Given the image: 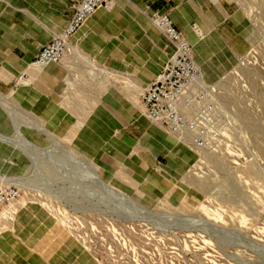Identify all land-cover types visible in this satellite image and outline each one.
Returning a JSON list of instances; mask_svg holds the SVG:
<instances>
[{"label": "rangeland", "instance_id": "rangeland-1", "mask_svg": "<svg viewBox=\"0 0 264 264\" xmlns=\"http://www.w3.org/2000/svg\"><path fill=\"white\" fill-rule=\"evenodd\" d=\"M217 1L232 16L221 32L230 29L243 53L220 41L223 54L237 60L205 80L191 130L156 125L176 140L178 154L187 153L170 167L168 150L158 145L166 155L153 176L163 187L137 174L133 148L142 137L144 93L159 75L144 84L136 68L85 50L76 34L55 75L43 79L50 65H33L4 79L0 194L19 196L0 211V264H264V0ZM191 2L202 13L201 0ZM155 13L143 17L158 29ZM194 30L202 47L206 35ZM118 38L105 46L122 47ZM210 49L206 60L213 59ZM201 68L209 78L217 72L213 64ZM121 103L137 107L136 119L111 121L96 152L81 145L100 109ZM127 137L132 147L118 152Z\"/></svg>", "mask_w": 264, "mask_h": 264}, {"label": "crops", "instance_id": "crops-1", "mask_svg": "<svg viewBox=\"0 0 264 264\" xmlns=\"http://www.w3.org/2000/svg\"><path fill=\"white\" fill-rule=\"evenodd\" d=\"M79 1L81 0H0V85L3 84L4 79L24 71L28 66L38 68L32 63L35 62L43 47L55 37L63 34L74 11L71 6ZM191 1L117 0L113 10L102 9L91 17L74 39H81V46L85 50H97L102 53L104 60L110 58L112 61L122 62L123 65L136 68L144 84L152 83L154 77L163 71L167 57L174 54L176 48L163 37V31L162 33L153 27L143 16L149 18V15L155 12L169 14L175 28L185 33V40L193 46L194 58L198 66L213 64L217 68V72L209 78L199 66L204 79L213 81L237 60L232 55L223 54L224 50L220 41L226 45L227 51L233 50L238 57L243 50L228 36L230 29L221 32L223 26L232 18L230 12L221 3L217 0H201L202 13H200L196 8L190 9ZM205 4L208 5L209 10L205 9ZM213 4L216 11L211 10ZM219 4L229 14L228 18H224L221 14ZM137 7L140 11L135 10ZM202 19H206V24ZM207 22H210L213 28L208 26ZM194 26L201 28L206 35L202 47L199 45L201 39L198 38ZM113 35L119 37L122 47L117 49L109 48L108 44L105 46L110 36ZM210 43H215L217 46L210 49ZM207 49L212 52V60L205 59ZM131 53L134 54L135 59H129ZM223 63L225 66L222 65ZM57 70V65H50L41 73V77L45 79L53 76ZM127 105L129 104H122L118 109L112 108L110 104L103 106L98 112V123H90L83 130L84 134L80 138V144L89 151L96 152V148L101 144L100 140L104 137L103 132L107 130L111 121L116 124L118 121L130 123L135 120L137 107L133 105L129 108ZM105 116L108 117L107 120L101 121ZM144 118L142 137L133 144V148L137 150L135 170L145 181L154 186L163 187V184L153 176L156 162H160V158L166 155L162 149L168 150L170 167L177 166L180 160L187 159V153L182 151L178 154L175 150L178 146L176 140L164 137L162 135L164 133L157 130L156 125L152 124L147 117L144 116ZM146 129L147 137H149L147 139L145 138ZM127 138L123 142L124 145L121 148L119 146L118 152L123 153L127 147H132L129 145L131 144L129 137ZM100 159L103 162L107 160L103 155ZM161 164L163 168L166 167L164 163ZM27 222L23 220L22 225H26ZM54 264H63V260L56 259Z\"/></svg>", "mask_w": 264, "mask_h": 264}, {"label": "built area", "instance_id": "built-area-1", "mask_svg": "<svg viewBox=\"0 0 264 264\" xmlns=\"http://www.w3.org/2000/svg\"><path fill=\"white\" fill-rule=\"evenodd\" d=\"M116 1H79L64 33L43 47L34 63L39 67H46L61 62L67 54L70 38L78 33L91 16L102 9L111 10ZM156 14L158 13L154 15ZM165 23L169 27L171 40L176 45V52L158 79L144 93L143 106L146 117L152 123L181 134L192 129L191 111L200 105L208 85L195 61L193 46L174 27L168 15ZM18 196L16 191L0 194V211Z\"/></svg>", "mask_w": 264, "mask_h": 264}, {"label": "bare ground", "instance_id": "bare-ground-1", "mask_svg": "<svg viewBox=\"0 0 264 264\" xmlns=\"http://www.w3.org/2000/svg\"><path fill=\"white\" fill-rule=\"evenodd\" d=\"M125 1V0H124ZM127 1V0H126ZM122 5V4H121ZM95 15V14H94ZM93 15V16H94ZM166 15H168L169 16V14H164V13H158V14H156V15H153L154 16V20L155 21H153L154 23H155V25L158 27V29H160L161 31H163L164 33H165V35L170 39V41L173 43V41L171 40V37H170V35H169V27H168V25H166V23H165V17H166ZM93 16H91V17H93ZM91 17L89 18V19H91ZM170 17V16H169ZM88 19V20H89ZM87 20V21H88ZM87 21L85 22V24L87 23ZM84 26V25H83ZM82 29V28H81ZM66 30V29H65ZM174 44V46H175V48H176V45H175V43H173ZM175 55V53L174 54H172L171 55V57H170V59L168 60V62L173 58V56ZM33 65H36L35 63H33ZM167 65V64H166ZM37 66V65H36ZM49 66V65H48ZM200 66V65H199ZM201 67V66H200ZM159 77V76H158ZM158 79V78H157ZM156 79V80H157ZM155 80V81H156ZM154 81V82H155ZM145 117H146V115H145ZM152 123V122H151ZM152 124H154V123H152ZM154 125H157V124H154ZM159 126V125H158ZM161 127V126H160ZM163 128V127H162ZM165 129V128H164Z\"/></svg>", "mask_w": 264, "mask_h": 264}]
</instances>
